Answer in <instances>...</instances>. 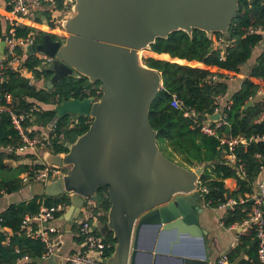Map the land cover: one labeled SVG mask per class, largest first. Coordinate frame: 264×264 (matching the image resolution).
<instances>
[{"label":"water","instance_id":"water-1","mask_svg":"<svg viewBox=\"0 0 264 264\" xmlns=\"http://www.w3.org/2000/svg\"><path fill=\"white\" fill-rule=\"evenodd\" d=\"M70 1L73 14L63 21L64 36L55 39L44 17L42 41L29 47V52L53 58L43 67L50 72L42 82L44 88L52 89L68 76L86 77L88 84L98 83L95 87L102 95L70 99L58 106L55 122L72 114L89 116L92 123L75 141L65 143L64 154L42 150L44 162L68 168L63 177L26 186L50 197L72 193L71 205L62 215L71 228L88 200L101 206L98 188L107 186L111 206L97 230L104 235L112 232L116 242L106 264H129L131 251V264H135L147 225L177 230L176 243L182 233L204 242L197 189L210 162L188 168L162 152L158 132L149 121L150 107L163 88L162 75L144 63L142 53L157 38L179 30L191 35L200 29L209 38L215 33L230 38L240 0ZM5 38L0 42V57ZM253 105L251 99L244 109ZM220 118L219 113L204 116L211 122ZM201 258L204 262L197 264H208L206 250ZM51 261L55 264L56 258Z\"/></svg>","mask_w":264,"mask_h":264},{"label":"trees","instance_id":"trees-1","mask_svg":"<svg viewBox=\"0 0 264 264\" xmlns=\"http://www.w3.org/2000/svg\"><path fill=\"white\" fill-rule=\"evenodd\" d=\"M11 0H0V38L4 35L14 37H26L35 31L34 27L25 24L19 17L15 22L9 21L12 10L9 4ZM65 0H58V7L63 8ZM47 18L50 13L45 12ZM18 21V24H16ZM36 23H42L40 17ZM50 30L55 39H58L55 25L50 23ZM264 0H240L238 11L230 28V44L228 54L221 59L220 52L214 48L212 38L205 31L194 29L190 35L183 30L172 32L168 37H159L142 53L144 63L162 75L163 88L159 91L152 103L149 112V121L157 130L158 144L162 152L173 161L176 156L180 165L192 168L203 162L209 161L201 183L209 192L206 199L211 206L217 207L229 198L239 199L241 196L253 193L257 183L262 179V167L264 166V95L258 96L264 89V49L259 53L249 75L243 80L240 88L231 97V105H221L218 98L228 91L229 79L236 77L251 57L258 45L264 41ZM43 32H38L37 42L42 41ZM43 60L36 54L27 55L24 66L32 72L35 79L40 81L48 78L50 72L42 67ZM216 77V80L213 78ZM1 84L3 93L11 94L13 106L17 111L27 112L33 105L39 107L32 113L27 125L45 128L57 115L58 106L66 100L84 99L97 95L98 85L88 84L86 77H65L54 88L47 89L30 84L29 78L19 72L4 71ZM174 95L179 96L185 108H195L201 117L213 114L215 108L220 106L226 115L227 124L218 129L219 136H242L249 139V143L239 142L235 148L237 162L231 165L225 158L226 145L220 138L208 136L192 127V119L185 114L184 109H176L171 106ZM254 105L244 109L249 100ZM0 119V146L8 144L17 145L20 136L13 127L8 113H2ZM75 118L71 126V118ZM32 120V121H31ZM92 123V118L85 115L68 114L57 120L52 135V150L55 153L66 152V142H73L85 133ZM39 131L33 129L31 136ZM166 152L169 153L167 155ZM28 157H33L28 154ZM14 159L18 166L8 163ZM23 157L15 155L7 150H0V196L5 193L19 191L26 186L20 175L30 168L40 164L31 161L20 162ZM243 165L245 176L239 171V165ZM16 171L14 178H8L7 174ZM234 177L237 179L238 188L229 190L225 180ZM108 187L100 186L98 193L101 196V206L96 204L94 211L100 216L101 223L107 220V213L111 206L107 194ZM65 200L71 203L66 195L50 197L44 193L35 194L28 200L11 204L0 213V225L9 228L10 232L0 231V264H42L40 257L44 252L45 243L40 238L29 236L21 231V223L25 216L39 212L41 205H53ZM253 202L239 203L234 208L227 209L224 225H241L248 217ZM264 209V204L262 205ZM103 211L102 213H98ZM106 240L112 243L109 250L114 251L116 239L113 233L105 234ZM81 241V239H79ZM259 240L254 226L244 227L239 233L238 244L229 253V259L236 261L242 254L245 257L239 259V264H261L258 255ZM28 256V260H22Z\"/></svg>","mask_w":264,"mask_h":264},{"label":"built area","instance_id":"built-area-1","mask_svg":"<svg viewBox=\"0 0 264 264\" xmlns=\"http://www.w3.org/2000/svg\"><path fill=\"white\" fill-rule=\"evenodd\" d=\"M9 4L12 10L8 16L11 23L15 22V18L19 17L21 20L31 17L34 11L45 8L46 11L50 13L51 23L55 25V30L58 38L64 36L63 21L67 18L65 14H73V2L70 0H65L64 7L70 5L71 7L66 11L58 7V0H11ZM61 15L64 18H59ZM1 18V12H0ZM18 24V21L17 23ZM263 35H264V30ZM37 31L29 33L26 37H10L6 35L5 38V51L2 57H0V115L2 113H8L11 119V123L15 130H17L20 136V142L17 145L8 144L6 146H0V150H7L13 152L17 156H21L24 159L29 158L37 164L38 167H33L22 173L20 177L25 184H30L33 182H42L46 184L51 180H57L63 177L68 168L63 165L47 164L44 162L40 156L39 150H48L52 153L53 139L55 135L52 132L55 129V120L52 121L48 126V130H43L37 134L31 136L33 127L27 125V121L33 112L38 111L39 107L33 105L29 111L20 112L17 111L13 106V97L11 94L3 93L1 84L3 82L4 71L10 70L13 72H19L22 76L29 78L30 84H34L35 77L31 71L24 66V60L27 55H31L29 52V47L37 44ZM213 46L220 52L221 59L225 58L228 54V46L231 42L230 38H226L222 33H215L212 36ZM2 38H0V42ZM39 58L43 60L44 67L45 64L53 60L52 57L44 55L41 53H34ZM44 78H42L43 80ZM216 80V77L213 78ZM101 91L97 89L99 94ZM264 93V89L259 91V94ZM96 99L99 97L94 95ZM227 106L231 105L229 101ZM171 106L176 109H184L185 114L192 119V127L198 128L200 132L208 136H215L220 138L221 143L226 145L227 149L225 151V158L229 161L231 165L237 162V156L235 154V148L239 142L246 143V139L242 136L227 137L219 136L218 129L227 124L226 115L220 106L215 108L214 113H219L221 118L216 122H211L204 117H201L195 108L189 107L185 108L183 100L174 95L171 100ZM210 115V114H208ZM206 115V116H208ZM264 114L262 115V118ZM75 118H71V126L73 125ZM64 154L65 152H60ZM28 154H32L33 157H28ZM15 161L14 159L10 160ZM30 161V162H31ZM264 171V166L262 167ZM240 173L245 176V170L243 165H239ZM197 192L200 195V199L204 203L211 205L210 201L206 199V194L209 192L208 188L203 186L201 180L199 181V187ZM71 199L72 193L64 194ZM252 201V209L248 214V217L240 225V227L254 226L259 240L258 255L261 264H264V209L262 205L264 204V178H262L253 193L241 196L239 199L229 198L226 202L217 206L219 209H231L234 208L239 203H245ZM88 203V204H86ZM81 208V215L78 220H76L75 226L77 228L76 236L81 239L80 247L74 252H69L67 254H61L58 251L59 245L62 240V229L56 224H52L60 215L64 214L66 210L70 207L71 203L65 200L59 201L53 205H41L38 213L34 215H27L24 217L21 223V231H25L29 236L40 238L45 243V249L40 257V261L51 260L56 258L55 264H106V259L110 256L109 250L112 243L106 240L104 234L97 230L98 225L101 224L100 216L94 213L93 201L88 200ZM28 256H24L22 260H28ZM215 264H231L228 253H223L217 260Z\"/></svg>","mask_w":264,"mask_h":264},{"label":"crops","instance_id":"crops-1","mask_svg":"<svg viewBox=\"0 0 264 264\" xmlns=\"http://www.w3.org/2000/svg\"><path fill=\"white\" fill-rule=\"evenodd\" d=\"M46 9L42 7V9L38 11H34L31 14V23L26 22V19H23L25 24L30 25L31 27H35L37 24L35 22V19L40 17L43 24V19L46 17L45 15ZM70 14H65V17L71 16ZM59 18H64L59 17ZM50 19V18H48ZM50 22V21H49ZM51 23V22H50ZM43 32V29H42ZM258 47L255 48L252 57L241 66V70H246L244 74L240 73L227 81L228 83V91L225 95H222L218 98V102L221 103V105L227 104L229 101H231L232 95L239 90L243 80L249 75L253 65L256 62V59L259 55V53L262 51ZM251 61V62H250ZM250 62V64H248ZM248 64V65H246ZM246 65V66H245ZM245 67V68H244ZM41 79L40 81H37L36 84L38 87H43L42 82L45 80ZM264 93L259 94L258 96H263ZM32 121V120H31ZM33 128L39 132H42L45 130V128H41L36 126V124H32ZM40 156L42 157V148L39 150ZM177 157L180 158L179 155ZM31 160L29 158L27 159H21L20 162L29 163ZM8 163H11L15 167L18 166V162L10 160L7 161ZM226 187L229 188V190H235L238 188L237 179L234 177L227 178L225 180ZM258 184V183H257ZM30 191H32L33 186H29ZM15 193V192H13ZM8 193V194H13ZM5 193L4 195H6ZM34 194L31 193L27 197H23L21 195V198L19 197V200L17 202L28 200L30 199ZM1 197V196H0ZM26 198V199H24ZM13 202V203H17ZM200 208L202 209V212L199 214L200 217V227L202 230L206 231V234L204 235V242L202 240L198 239L197 237H192L187 233L180 234V241L179 243H176L177 241V235L179 233L177 230L173 231H162V229L157 230L152 225H147L143 227L140 241H139V248L138 253L136 255L135 264H197L199 261H202L204 251L206 250L208 255V264H215L216 260L223 254V253H229L233 248H235L238 244L239 240V233L240 231L238 228L240 225H232L230 227H226L224 225V218L227 214L226 209H219L218 207H213L211 205H208L204 203L203 200L200 199ZM4 205L2 209H0V213L7 209L11 204ZM97 203H94L96 205ZM63 215V214H62ZM60 215L56 220H54V224L59 226L62 229V240L59 245L58 251L61 254H67L69 252H74L79 249L80 247V238L76 236L77 229L74 227H70V222L64 219ZM244 227H242V230ZM241 230V231H242ZM0 231H6L10 232L9 228H2L0 225ZM205 249V250H204ZM131 254L130 252V259L129 264H131ZM245 257V254H242L236 261H231V264H239V259ZM44 261H42V264Z\"/></svg>","mask_w":264,"mask_h":264},{"label":"rangeland","instance_id":"rangeland-1","mask_svg":"<svg viewBox=\"0 0 264 264\" xmlns=\"http://www.w3.org/2000/svg\"><path fill=\"white\" fill-rule=\"evenodd\" d=\"M70 7H71L70 5H67L66 7L63 8V10L67 12V10H68ZM68 14H70V13H68ZM61 17H63V15H61ZM42 29H43V26H42V24H40V23L37 24V25L34 27V30L37 31V32L42 31ZM259 46H260L259 49H260V50H263V49H264V41H263ZM250 62H251V61H250ZM250 62H249L248 64H250ZM248 64H246V65H248ZM246 65H245V66H246ZM244 68H245V67H244ZM245 71H246V70H241V74H244ZM37 81H38V80L35 79L34 84H36ZM36 85H37V84H36ZM165 153H166L167 155H169L168 152L165 151ZM176 159H177V160H180V158L177 157V156H176ZM177 160H176V161H177ZM192 168H194V167H192ZM16 175H17V172H16V171H12V172H10V173L7 174V177H8V178H14V177H16ZM31 193H33V194L38 193V190L34 188V189H32V191H30L29 186H24V187L21 188L19 191L15 192V193H13V194H6V195L3 194V195L0 197V209H2L3 207H5L4 205H6L7 203L10 204V203H13V202H17V201L19 200V197H20V199H22V198H21V195H22L23 197H27V196L30 195ZM24 199H26V198H24ZM200 203H202V202H200ZM86 204H88V203H86ZM202 204H203V203H202ZM91 206L95 208L96 205L91 204ZM102 212H103V211H100V212H98V213H102ZM94 213H96V212L94 211ZM53 222H54V221H53ZM53 222H52V224H54ZM75 228H76V226L74 227V229H75ZM76 229H77V228H76ZM43 264H52V261H51V260H46V261H44Z\"/></svg>","mask_w":264,"mask_h":264}]
</instances>
